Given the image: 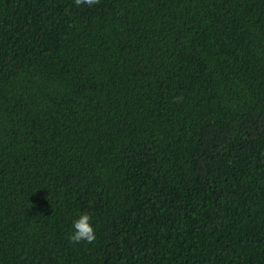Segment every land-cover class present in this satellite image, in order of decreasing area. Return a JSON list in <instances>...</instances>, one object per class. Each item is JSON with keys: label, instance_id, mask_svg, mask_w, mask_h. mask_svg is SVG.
<instances>
[{"label": "trees", "instance_id": "obj_1", "mask_svg": "<svg viewBox=\"0 0 264 264\" xmlns=\"http://www.w3.org/2000/svg\"><path fill=\"white\" fill-rule=\"evenodd\" d=\"M0 264H264V0H0Z\"/></svg>", "mask_w": 264, "mask_h": 264}, {"label": "clouds", "instance_id": "obj_2", "mask_svg": "<svg viewBox=\"0 0 264 264\" xmlns=\"http://www.w3.org/2000/svg\"><path fill=\"white\" fill-rule=\"evenodd\" d=\"M79 3H91L92 0H76ZM97 225L87 209L79 210L77 216L71 221V230L68 238L71 242L79 243L81 241L91 243L96 239Z\"/></svg>", "mask_w": 264, "mask_h": 264}]
</instances>
